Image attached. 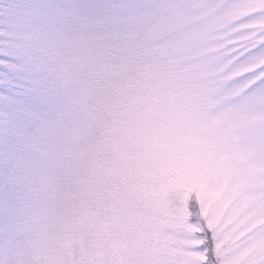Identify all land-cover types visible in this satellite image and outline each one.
Instances as JSON below:
<instances>
[{
    "label": "snow or ice",
    "instance_id": "1",
    "mask_svg": "<svg viewBox=\"0 0 264 264\" xmlns=\"http://www.w3.org/2000/svg\"><path fill=\"white\" fill-rule=\"evenodd\" d=\"M0 264H264V0H0Z\"/></svg>",
    "mask_w": 264,
    "mask_h": 264
}]
</instances>
